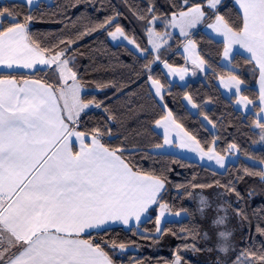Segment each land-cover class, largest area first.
Instances as JSON below:
<instances>
[{
  "label": "trees",
  "instance_id": "obj_1",
  "mask_svg": "<svg viewBox=\"0 0 264 264\" xmlns=\"http://www.w3.org/2000/svg\"><path fill=\"white\" fill-rule=\"evenodd\" d=\"M184 0H52L40 1L28 7L22 1H0V7L14 9L23 21L28 15L33 17L28 24L31 40L40 47L56 50L69 47L61 40L74 41L70 44L67 58L69 67L76 72L83 88L81 99L85 102L100 103L80 117L77 130L89 131L95 127L107 128L110 135H104L101 142L109 148H121L123 159L133 171L154 175L165 179L162 192L163 203L171 211H185L187 216L179 221H166L162 229L165 235L153 239L156 233V218L159 208L153 206L145 220L130 226H116L83 235L92 243L101 244L108 251L113 264H172L177 247L183 249L191 244V236H196V246L200 251L182 250L184 264H217L223 262V255L214 244L203 239L206 222L196 201L198 190L219 188L224 193L225 205L239 212L238 246L245 250L258 251L264 246V235L257 231L264 228V178L257 174L263 168L249 159L264 160V147L260 146L262 130L256 126L260 120L259 92L257 81L259 69L256 64L242 54L232 58L233 68L222 65L224 42L208 35L202 28L192 34L200 57L209 70L201 78L190 80L185 85L171 82L162 71L159 61H167L173 66H185L187 61L180 51L184 37L172 35L167 44L154 53L149 48L145 30L147 8L154 5L158 17L157 32L167 30L165 18L181 10ZM206 0H188L189 5H204ZM185 6L183 10H186ZM218 12L234 30L242 27V15L232 0H225ZM143 14L146 19H139ZM114 17L115 23L107 30L95 28L101 21ZM8 24L5 22V27ZM119 26L138 45L144 54H139L126 44H113L109 32ZM89 32L84 35L83 33ZM47 55H50L47 54ZM159 55V59H156ZM235 75L244 84L241 94L253 101V110L244 113L234 104V97H226L217 79ZM16 79H36L59 87V75L51 68L31 73L11 72ZM149 77L160 82L164 88V106L153 93ZM189 96L198 112L192 114L183 98ZM166 110L175 121L192 135L202 148L212 146L222 156L229 153L228 146L235 144L239 152L236 162H230L223 171L213 169L198 161L176 154L156 152L163 145L164 138L154 126L162 119ZM201 117H207L214 126L210 130ZM262 121V120H261ZM247 170V172L245 171ZM252 173V174H248ZM231 184L235 193L227 191ZM193 185H205L204 188ZM251 193V195H249ZM175 233V235H173ZM115 242L125 244L129 250L112 249ZM212 250L209 251L208 249ZM236 255V254H235Z\"/></svg>",
  "mask_w": 264,
  "mask_h": 264
},
{
  "label": "snow or ice",
  "instance_id": "obj_2",
  "mask_svg": "<svg viewBox=\"0 0 264 264\" xmlns=\"http://www.w3.org/2000/svg\"><path fill=\"white\" fill-rule=\"evenodd\" d=\"M37 2L23 0L28 7ZM220 3L221 0H206L207 8L215 16V23L209 27L224 37V59L229 58L233 45H239L259 65V101L264 105V0H236L242 10L239 30H234L218 13ZM185 6L187 11L183 10ZM155 12L154 5L147 8L151 19L147 20L145 30L152 44L151 51L158 52L160 45L153 41L152 26L158 20ZM204 16L201 5L192 6L184 0L179 13L173 12L171 19L165 18L163 22L165 27H175L179 22L181 35L187 36L184 25L192 27ZM138 18L146 19L143 14ZM32 19L28 15L21 21L14 9L0 7V264H113L105 251L108 245L94 244L80 238L81 234L86 230H99L109 222L119 221L124 225L133 219L139 222L141 216L155 205L160 211L156 218L157 235L153 239L159 240L167 234L160 227L161 218L168 210V205L162 202L165 179L133 171L122 158L124 149L106 147L101 140L104 135H110L109 129L95 127L82 131L70 127L66 121L76 126L81 113L93 105L99 108L101 104L81 99L77 74L69 67L70 60L66 55L74 41L61 40L60 44L69 46L62 50H56L59 45L42 49L29 35L28 24ZM114 23L115 18L108 17L91 30H107ZM109 35L114 40L118 36L127 39L119 26ZM188 46L194 47V42L189 40ZM193 63L198 67L204 65L199 58ZM38 65L57 72V84L63 86L58 88L39 80H26L24 86H18L11 78V72L19 68L41 71ZM180 79H184L183 74ZM69 80L72 81L70 85ZM221 80L224 82V77ZM241 83L235 75H229L225 86L234 87L239 94ZM152 84L156 95L161 96L159 81L153 80ZM237 103L247 106L253 101L241 96ZM261 111L264 112V107ZM171 115L169 112L165 121ZM156 124L164 128L165 144L171 143L168 124L160 120ZM256 126L264 130V121L258 120ZM176 127L181 126L176 124ZM184 135L188 136V133ZM73 136L80 145L76 152L69 139ZM189 139L195 140L194 137ZM261 140H264V134ZM196 145L192 150L199 149L201 158L207 156L220 167L225 166V157L215 151V141L207 150L200 148L198 141ZM187 146L183 141L180 144V147ZM232 150H237L235 144L228 146V151ZM261 163L264 164V160ZM257 174L264 178V170ZM193 187L204 188L205 185ZM224 187L240 198L231 184ZM199 203L203 214L210 207L209 202L201 196ZM175 215L179 217L181 213ZM237 215L241 213L237 212ZM225 219V216H218L211 222L212 226L223 225ZM257 231L264 235V228L258 227ZM217 235L220 241L217 250L227 254L231 233L219 231ZM186 238L193 242L185 243L183 249L177 247L172 264H184L182 250H201L196 246V236ZM209 238L205 232L203 239ZM117 247L123 250L126 245L113 242L111 248ZM233 264H264V246L258 251H243Z\"/></svg>",
  "mask_w": 264,
  "mask_h": 264
},
{
  "label": "crops",
  "instance_id": "obj_3",
  "mask_svg": "<svg viewBox=\"0 0 264 264\" xmlns=\"http://www.w3.org/2000/svg\"><path fill=\"white\" fill-rule=\"evenodd\" d=\"M0 1H4V0H0ZM16 1H22L23 2V0H16ZM40 1H45V2L50 3L52 0H38V2L37 3H34L32 6H35ZM224 1L225 0H222V2L220 3V5L217 6V10L224 3ZM232 1H233L234 5L236 6V8L238 9V11L240 12V14L242 15V10L240 9L239 4L236 3V0H232ZM201 7L205 11V16L199 22H197L194 26H192V27H187L186 24L184 25L185 31L188 34L187 36L181 35L179 22H178L177 26H175V27L168 26L167 27V30H165L164 32H158V34L160 36H165V38L162 39V41H163L162 42L163 43L162 44V47L165 44L168 43V41L170 40L171 36L174 35V34L179 35L181 37H184V41L180 45V51H181L182 55L185 57V59L187 61V65H185V66H173V65L169 64L167 61H159V65H160L162 71L167 76V78L171 82L178 83L179 85H185L190 80H196L198 78H201L204 75V73H206L209 70V68H208V66L206 65L205 62H204V65L202 67H198L197 64L193 63V61L194 60H197V58L202 59L200 57V55H199L198 47H197L196 43L194 42V40L191 37L192 34L197 29L202 28L212 38L224 42V37L222 35L216 33L212 28L209 27V24L215 23V16L207 8L206 3L204 5H201ZM185 11H187V9ZM169 19H171V16L169 17ZM189 40H191V41L194 42V47L193 46H188V41ZM148 43H149V38H148ZM149 45H150V43H149ZM186 47L188 48L187 51H185V48ZM150 49H152L151 46H150ZM153 52L156 53V51H153ZM235 54H242V55L248 57L249 59H251V54L250 53H247L239 45H233L232 46V51L229 54V58L226 60L222 56V59H221L222 65L225 66V67H227V68H233L231 61H232V58H233V56ZM252 61L256 64V66L259 69V77H258V81H257V89H258V92H260V68H259V65L256 63L255 60H252ZM166 64L168 65V67H165ZM38 67L40 69H46V68H48V67L43 66V65H38ZM12 72L31 73V72H34V70H32V69L19 68V69H15ZM181 74H183V76H184V79L183 80L180 79V75ZM11 78H13V77H11ZM227 78H228V76H224V82H222L221 77H219L217 79L218 86L220 87L222 93L226 97H228V98L233 96L234 97V104L242 112H244V113L251 112L253 110V103L252 104H248L247 106H245L242 103H237V101L240 99V97L241 96H244V95L241 94V91L245 87V84L243 82L241 83V85H240L241 91H240L239 94H236V90H235L234 87L233 88H228V87L225 86V83L227 81ZM14 79L17 82V85L18 86H24V81H26V80L27 81H34V80H36V79H31V78H26V79H16V78H14ZM153 80L154 79H152V78L150 79L149 78L150 87H151L153 93L155 94L156 98L158 99V101L164 106V99H163L164 88H163V86L159 82V84L161 86V96H157L156 95V91H155V86L152 84V81ZM42 83H44V82H42ZM71 83H72V81L69 80L68 81V84L70 85ZM31 86L32 87H38V85H31ZM62 86L63 85H60L59 87H62ZM80 87H81V89H80V95H82L83 88H82L81 85H80ZM189 98H190L189 96H185L183 98L184 104L186 105V107L188 108V110L192 114L196 115L197 112H198L197 106L192 101V99L190 98V100H189ZM60 103L62 104L63 102L61 101ZM259 105H260V111L257 113V117L260 120L264 121V116L262 115V113H264V112L261 111V108L264 107V105H261L260 104V101H259ZM92 109L93 108H89V109L85 110V113L88 112V111H90V110H92ZM85 113H81V116L83 114H85ZM168 113H169V111L166 110L165 116L162 119H160V121H162V123H167L168 124V127H169V139L172 142L169 143V144H165V142H163V145L162 146L157 147V148L154 149L156 152L176 154V155H179V156L184 157V158H188V159H191V160L198 161L201 164H204L206 166H209V167H211L213 169H216V170H219V171H223L227 167V165L231 161H229V160L226 161V159H225V166L222 168V167H220V165H218L215 162V160H209L207 158V156H204L203 158H201V154L199 152V149H197L196 151H193L192 149L197 147V145H196V141L197 140L196 139L195 140L189 139V137H193V136L190 135L179 123H177L172 115H171V117L167 121H165V117L168 116ZM201 120L203 121V123L208 128H210V130L214 131V126H212V124L207 119H205V117H201ZM173 121H174V123H173ZM66 122L69 123L70 127H75L76 128V126L71 125V122H68V121H66ZM176 124H179L181 127L180 128H177L176 127ZM154 128L165 139V137H164V128L162 126L157 125V124H155ZM185 132L188 133V136H185L184 135ZM69 139H70L71 145L73 146L72 147L73 152L79 151L80 150V145H79V142L76 140V138L73 136V137H70ZM89 140H90V138H89ZM182 141L186 145H188V146L187 147H180V144H181ZM199 147L202 148L200 146V144H199ZM54 150H55V148H53V151ZM224 157H226V155ZM150 209H149V211H150ZM159 210H158V212H159ZM149 211L147 213H145L144 215L141 216V220L139 222H141V221L145 220L146 218H148ZM139 222L135 221L134 219L131 220L128 225H124V224H122L119 221L109 222L107 225L103 226L99 230L106 229V228H110V227H116V226H125L126 227V226H130V225H133V224H137ZM91 231H98V230H86L84 233L81 234V237L80 238L84 239L83 238V235H85L86 233H89Z\"/></svg>",
  "mask_w": 264,
  "mask_h": 264
},
{
  "label": "rangeland",
  "instance_id": "obj_4",
  "mask_svg": "<svg viewBox=\"0 0 264 264\" xmlns=\"http://www.w3.org/2000/svg\"><path fill=\"white\" fill-rule=\"evenodd\" d=\"M221 2H222V0H221ZM219 5H217V6H219ZM152 27H153V33H154L153 41L155 43H158L160 45V48H161L162 44H163L162 39H164L165 36H160L158 34V32L154 28L155 24ZM114 31H112V32H114ZM124 34L127 37V39H124L123 37L118 36L117 39L114 40L110 35H109V39L113 44H126L129 47H131L134 51H136L137 53L144 54V51L138 45H136L133 42V40L125 32H124ZM146 34H147V37L149 38L147 32H146ZM129 41H132V43H130ZM150 46L152 48V44L149 45V48H150ZM156 53H157V51H156ZM80 89H81V87H80ZM89 108L94 109L95 107L93 105V106H90ZM262 115L264 116V113H262ZM262 134H264V130H262ZM259 145L264 147V140H261ZM238 157H239L238 150H232V151H229L228 154H226L225 159H226V161L229 160L231 162H236ZM249 161L260 165L264 170V164L257 162V161H254V160H251V159H249ZM223 195H224V193L219 188H213L210 190H198L196 192V201H197V205H198L199 210L201 207L200 203H199L201 196H204L206 198V200L209 202L210 207L205 209L203 214L201 213V211H200V213L203 217V220L206 222L205 232L208 233V235L210 237L209 240L214 244L216 250H217L218 244L220 243L218 235H217L218 232L219 231H228L231 233L230 240H229V243H230L229 251L227 254L221 253L223 255V262H220V264H233V262L236 260L237 256L240 253H242V251L239 250L238 239H237V237H238L237 231H238V227H239L240 222H239V218H238L237 213L225 205V203L223 201ZM178 212L181 213V215L179 217H177L175 215V213H177V212L171 211L168 208L165 216L163 218H161L160 227L162 228L166 221H179L182 218L187 216V213L185 211H178ZM158 215H159V212H158ZM218 216H225V218H226L225 223L223 225L213 227L211 222L213 221V219L217 218ZM129 249H132V247H128V248L123 249V250H129Z\"/></svg>",
  "mask_w": 264,
  "mask_h": 264
}]
</instances>
